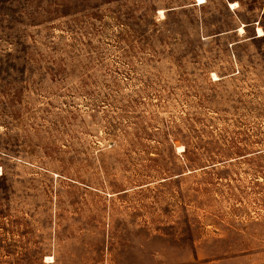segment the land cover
<instances>
[{
	"label": "rangeland",
	"instance_id": "rangeland-1",
	"mask_svg": "<svg viewBox=\"0 0 264 264\" xmlns=\"http://www.w3.org/2000/svg\"><path fill=\"white\" fill-rule=\"evenodd\" d=\"M258 25L264 0H0V264H264Z\"/></svg>",
	"mask_w": 264,
	"mask_h": 264
},
{
	"label": "bare ground",
	"instance_id": "bare-ground-1",
	"mask_svg": "<svg viewBox=\"0 0 264 264\" xmlns=\"http://www.w3.org/2000/svg\"><path fill=\"white\" fill-rule=\"evenodd\" d=\"M205 1L206 0H200L201 3L205 2ZM229 4L234 8V7L239 5V2L238 1H229ZM161 13L164 14V10H161ZM239 30H240V32H244V27L243 26L239 27ZM257 31H258V35L264 34V29L260 25L257 26Z\"/></svg>",
	"mask_w": 264,
	"mask_h": 264
}]
</instances>
